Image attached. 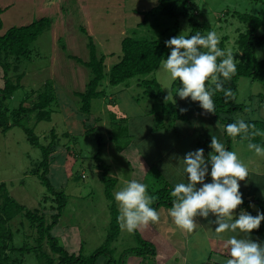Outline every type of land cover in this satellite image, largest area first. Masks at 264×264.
<instances>
[{
    "label": "rangeland",
    "instance_id": "rangeland-1",
    "mask_svg": "<svg viewBox=\"0 0 264 264\" xmlns=\"http://www.w3.org/2000/svg\"><path fill=\"white\" fill-rule=\"evenodd\" d=\"M175 1L180 5L178 9L182 8V2L185 1L183 8L204 24L203 34L215 31L225 52L231 51L236 61L240 54L236 39L248 25L238 19L234 12H247L257 16L264 14V0ZM156 3L157 0L155 3L151 0H0V7L5 8L0 14L1 33L10 26L27 24L42 16L50 18L47 29L31 43L32 53L29 58L15 62L19 63L16 70L10 69L9 76L13 80L20 72H23V76L21 85L6 100V104L12 109L34 90L25 101L31 104L44 82L49 79L53 82L57 99L50 106L51 119L36 121L34 113L27 116L22 125L33 127L42 144L49 143L52 140L51 132L55 133L56 147L51 153L48 175L56 188L64 190L67 203L51 232L58 239V243L70 252L78 253L82 249L83 255L92 254L104 243L109 230L112 217L110 202L104 193L101 170L96 167L99 162L95 158L99 147L98 135L103 137L105 143L99 159L109 167L108 175L117 178L112 189L113 195L124 186L128 178L145 183L149 194L150 189H158L164 183L157 166L151 165L149 173L146 174L139 159L136 160L133 156L136 154L135 148L128 146L118 152L110 139L112 112L117 117H127L126 124L132 140L141 152L144 151V157L149 161L157 156L153 140L158 148L161 147L159 143L163 144L164 138L172 140L177 149L196 148L198 140L211 139V136H216L225 143L223 126L212 113H205L199 107V102H193L190 98L181 99L175 95L180 81L172 88L174 80L160 70L162 61L153 72L132 77L127 84L112 85L108 82V70L119 59L121 39L126 34L163 41L181 31L182 34H189L190 26L184 16L169 18L157 14L149 16L146 24L140 25L144 11ZM176 20L178 31L175 33ZM261 31L262 28L259 32ZM89 36L96 45L97 54L105 56V76L98 86V89H104L105 95L93 98L90 111L82 113L80 98L74 92L84 91L92 74L88 67L69 55L88 59ZM255 54L258 59L264 58V45L257 46ZM2 74L0 67V84L3 81ZM152 77L161 83L172 101L177 100L186 109L187 120L179 119L171 124L169 117L163 115L165 124L170 126H157L160 105L144 96L143 87L140 85V79ZM237 88L236 103L241 104L243 109L232 115L237 119H264V101L261 103L258 96L254 97L259 93L264 94V82L242 76L237 79ZM152 107L154 114L149 113ZM22 125H15L7 132L0 130V182L7 184L10 195L17 202L28 208H38L50 217L55 211L51 207L55 206L56 201L31 172L41 158V150L30 144ZM89 127L93 131L87 134L85 131ZM231 150L236 151L249 167L247 185L252 182L257 189L256 196L264 198V156L254 155L245 141L233 140ZM170 155L172 159H175L174 155L180 156L178 153ZM45 196L49 198L44 200ZM29 224L28 219L21 214L9 222L14 232L9 253L12 258H21L20 264H39L32 250L24 253L18 250L24 243L34 244L35 229ZM135 244L134 235L120 226L118 237L110 245L112 258L118 259L123 248ZM42 245L57 262L58 254L50 250L46 239ZM131 255L127 257L125 264H133L134 258L131 263L128 262ZM134 256L136 255H132ZM105 262L106 259L103 258L98 264Z\"/></svg>",
    "mask_w": 264,
    "mask_h": 264
},
{
    "label": "trees",
    "instance_id": "trees-1",
    "mask_svg": "<svg viewBox=\"0 0 264 264\" xmlns=\"http://www.w3.org/2000/svg\"><path fill=\"white\" fill-rule=\"evenodd\" d=\"M177 2L178 1L175 0H157L155 5L144 11L143 20L140 25L146 24L149 16H155L157 14L169 18L184 16L187 18L188 25L190 26L188 35L195 31H200L203 34L204 24L198 22L193 13L188 12L185 7L183 8L186 4L185 1L182 2L183 6L181 5V9H178L180 5ZM4 9L5 8L0 7V14ZM234 15L248 26L244 31L239 33L236 39V44L240 52L238 55L239 60L236 61L237 71L231 81H225V87L231 88L233 95L226 100L223 92H216L213 97L216 105V113L213 114V117L219 120L222 126L235 121L237 118L232 114L243 109L241 104L236 103L238 95L237 79L244 76L251 78V80L264 82V58L258 59L255 54V48L264 45V14L262 16H257L247 12L235 11ZM49 24L50 18L42 16L30 23L20 26H10L4 32H0V67L3 72V81L0 84V130L2 132H7L15 125L21 126L23 120L30 114L35 113L36 121L51 119L52 108H50V106L57 99V94L53 82L50 79L44 82L42 89L38 91L36 99H34L31 104L25 101L31 97V93L34 92V90H31L30 96H26V98L14 108L9 109L6 104V100L10 98L14 91L21 85L20 80L23 76V72H20L16 74L13 80L9 76L10 69L16 70L19 63L17 64L15 62H19V60L21 61L23 58H29L32 53L30 48L31 43L47 29ZM174 24V32L176 33L178 31L177 20ZM1 27L2 21L0 18V28ZM260 28H262L261 32H259ZM87 47L89 56L86 60L76 55H69L70 58L88 67L92 74L86 84L85 90L74 92V94L80 98V110L82 113H88L90 111L91 100L93 98L105 95L104 89H98L99 84H101L105 76V56L103 54H97L96 45L91 36L88 38ZM219 47L224 49L222 42L219 43ZM168 53L169 49L165 46L163 40L152 37L149 38L147 36L126 34L121 39V55L108 70L109 84H127L128 80L132 77L153 72L158 68L161 61ZM176 83H178V79L173 81L172 88H174ZM140 85L143 87L142 94L150 98L153 102H158L160 105L157 111L160 114L157 121L158 123H156L158 127L166 128V125H168L165 124L163 115L169 117L171 124L179 119L187 120L188 116L186 111L180 110L182 106L177 100L175 102L172 101L156 78H142L140 79ZM255 96L260 98V102L264 101V94L259 93L254 95V97ZM149 113H155L153 107L150 108ZM110 118V139L114 142L118 152H122L123 149L128 146L137 148L126 124L127 117H117L114 112H112ZM245 120L251 125L249 132H255L257 134L248 136L244 140H240L239 137L235 140L245 141L247 143L248 139H251L253 142L264 144V119L247 118ZM22 129L27 135L30 144L39 147L41 150V158L35 163L31 172L37 176L40 183L47 188V191L53 195L56 204L51 208H54L55 211L50 217H47L45 213L39 211L38 208H28L24 204L17 202L13 196L10 195L5 182H0V264H20L22 261L21 258H12L9 253L11 249L10 244L14 235L9 222L19 214L24 218L26 217L30 223V227L35 229V239L34 244L29 245L24 243L18 250L21 253L32 250L40 262L39 264H98L99 260L103 258L106 259L105 264H125L127 257L131 254L140 256L143 262H154L156 255L155 245L152 241L142 237L139 230L132 232L136 244L123 248L118 259L115 260L112 258L113 251L110 245L118 237L121 226V222L118 220L120 213L112 192L117 178L108 175L109 167L99 159V154L105 145L103 137L100 135L97 136L99 147L95 154V158L99 162L96 163V167L101 170L104 193L110 202L109 206L112 216L106 239L99 248L88 256L82 254V249H80L78 253L73 251L70 252L58 243V239L51 231L58 223L63 213L67 203V195L64 190L56 188L48 175L50 160L52 158L51 153L56 147V142L54 141L55 133L53 131L51 132L52 140L49 143L42 144L39 136L34 132L33 127L22 125ZM92 131L93 129L89 127L85 133L90 134ZM223 136L225 139V146L231 150L232 141L234 139L230 138L225 133L224 128ZM210 140L209 138L203 139L202 141L198 140V144L205 150V155L211 151L209 148ZM146 172V174L149 173L148 170ZM163 181L162 187L155 190L150 189V194L156 197L152 205L156 209L161 206L170 208L172 206V200L174 199V197L171 196L172 186L165 179H163ZM47 196L44 197V200L49 198ZM249 204L250 200L244 196V203L240 207H249ZM255 204L256 208L264 211V198H256ZM260 228L264 230V221L261 222ZM44 239H46L50 250L58 254L57 262L54 256H51L43 249L42 243Z\"/></svg>",
    "mask_w": 264,
    "mask_h": 264
},
{
    "label": "clouds",
    "instance_id": "clouds-1",
    "mask_svg": "<svg viewBox=\"0 0 264 264\" xmlns=\"http://www.w3.org/2000/svg\"><path fill=\"white\" fill-rule=\"evenodd\" d=\"M182 32L164 41L169 53L162 60L160 70L172 80L180 81L175 95L199 102L205 113L214 114V94L223 92L226 100L233 95L231 88L225 87V81H231L235 75L236 59L231 51L225 52L219 47L215 31L206 34L195 31L190 35ZM250 127L243 118L223 125L225 133L234 140L256 135L249 132ZM209 147L211 151L207 155L204 148H196L175 157L177 174L185 176L187 182H177L172 188L174 199L168 214L175 225L187 233L197 228L198 217L215 225V236L228 251L224 264H264V240L252 238V230L259 229L264 221V211L256 208L253 215L240 207L244 203L240 181L249 177V167L216 136H211ZM247 148L256 156H264V144L248 139ZM147 187L131 179L114 192L120 213L118 220L129 233L160 218L152 206L156 197L149 194ZM249 207L255 208V205L250 203Z\"/></svg>",
    "mask_w": 264,
    "mask_h": 264
},
{
    "label": "crops",
    "instance_id": "crops-1",
    "mask_svg": "<svg viewBox=\"0 0 264 264\" xmlns=\"http://www.w3.org/2000/svg\"><path fill=\"white\" fill-rule=\"evenodd\" d=\"M156 158L152 161L146 160L144 157V151L135 148L136 160L139 159L141 166L147 171L151 165L158 167L161 178L168 182H171L172 188L177 182H187L186 177L177 174V160L172 159V153H178L181 157L189 150L201 148L198 144L195 147L188 149H177V146L172 144V140L164 138L163 144H155L153 140ZM198 142V141H197ZM137 147V146H136ZM176 157V155H174ZM132 178H128L131 180ZM119 180V179H118ZM241 191L250 200V203L255 205L253 207H245L248 211L255 215L256 211V192L254 184L247 185L246 178L244 181H240ZM264 194V193H263ZM257 198H263L258 196ZM169 207L161 206L157 209L160 214V218L156 223H149L139 229L142 237L153 242L156 248V255L154 262H143L140 256L132 255L129 257L128 262L133 264H224L228 258V251L223 246V241L216 238L214 233L215 225L206 223L203 218H197V228L192 233H187L179 229L173 222L172 217L168 214ZM227 235H232L228 233ZM252 238L264 240V230L259 229L252 230ZM226 239V236H225Z\"/></svg>",
    "mask_w": 264,
    "mask_h": 264
}]
</instances>
